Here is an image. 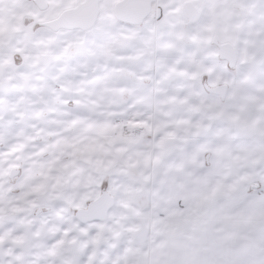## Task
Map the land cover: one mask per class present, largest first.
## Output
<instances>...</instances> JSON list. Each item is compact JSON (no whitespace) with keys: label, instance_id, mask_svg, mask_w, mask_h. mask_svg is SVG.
<instances>
[{"label":"snow or ice","instance_id":"obj_1","mask_svg":"<svg viewBox=\"0 0 264 264\" xmlns=\"http://www.w3.org/2000/svg\"><path fill=\"white\" fill-rule=\"evenodd\" d=\"M0 264H264V0H0Z\"/></svg>","mask_w":264,"mask_h":264}]
</instances>
